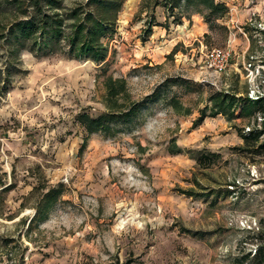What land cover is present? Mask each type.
<instances>
[{
	"label": "rangeland",
	"instance_id": "374dc122",
	"mask_svg": "<svg viewBox=\"0 0 264 264\" xmlns=\"http://www.w3.org/2000/svg\"><path fill=\"white\" fill-rule=\"evenodd\" d=\"M120 1L95 64L16 45L9 28L32 11L0 0V191L11 186L0 194V264H242L264 245V155L242 150L264 123L239 110L264 98V0H211L216 12ZM214 49L231 52L222 72L209 68ZM108 78L126 92L110 100ZM218 94L240 99L234 119L199 122ZM134 105L110 134L79 123ZM189 151L218 163L204 170ZM40 184L63 194L30 230Z\"/></svg>",
	"mask_w": 264,
	"mask_h": 264
},
{
	"label": "trees",
	"instance_id": "16d2710c",
	"mask_svg": "<svg viewBox=\"0 0 264 264\" xmlns=\"http://www.w3.org/2000/svg\"><path fill=\"white\" fill-rule=\"evenodd\" d=\"M176 6L184 3L189 6H206L212 12L214 8L211 0H170ZM27 2V8L31 9V14L24 18L14 21L9 28L8 35L16 45L37 56L48 57L63 54L69 59L91 61L95 64H102L107 59V48L103 45L104 38L114 32L115 22L117 21L120 9V0H87L81 7H77L64 15L59 13L63 0H14L16 8H22ZM28 10V9H21ZM1 84V81H0ZM106 89L109 99L117 98L126 92V82L124 80H114L108 78ZM7 93L3 87L0 91ZM245 103L239 108L240 117L260 116L264 123V98L255 101L245 98ZM237 97L218 94L211 98L210 108L207 107L200 112L199 122H203L208 117L224 116L228 121L235 117L239 106ZM179 112L183 109L179 103L173 100L172 103ZM132 106L126 112L112 110L99 118H90L87 115L79 117L80 125L85 129L88 136L98 133H109L111 124L117 122H129L136 116L138 108ZM186 113L185 115H188ZM110 134V133H109ZM244 146L243 151L251 152L255 156L264 155V128L261 130H250L248 134L242 136ZM177 152V153H176ZM181 150L174 151L179 154ZM188 154L196 162L198 167L206 170L218 163L219 157L213 153L203 151H189ZM44 184V183H43ZM11 186L0 191L8 192ZM39 194L34 207L36 213L29 222L28 229L39 226L44 222L51 210L60 200L63 190L62 187L45 188L40 184V189L32 191V196ZM130 259L125 262L117 260L112 264H133ZM264 264V245H258L255 254L251 257L247 255L242 264Z\"/></svg>",
	"mask_w": 264,
	"mask_h": 264
},
{
	"label": "built area",
	"instance_id": "2783aa9c",
	"mask_svg": "<svg viewBox=\"0 0 264 264\" xmlns=\"http://www.w3.org/2000/svg\"><path fill=\"white\" fill-rule=\"evenodd\" d=\"M231 60V52L228 50L214 49L207 55L209 68L216 72H222ZM2 139L0 138V142Z\"/></svg>",
	"mask_w": 264,
	"mask_h": 264
}]
</instances>
